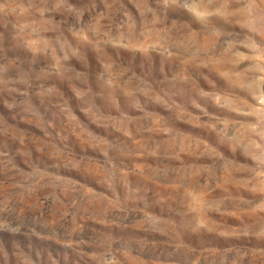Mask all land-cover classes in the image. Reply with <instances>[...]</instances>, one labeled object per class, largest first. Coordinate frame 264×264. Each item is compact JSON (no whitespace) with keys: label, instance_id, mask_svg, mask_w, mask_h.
<instances>
[{"label":"rangeland","instance_id":"obj_1","mask_svg":"<svg viewBox=\"0 0 264 264\" xmlns=\"http://www.w3.org/2000/svg\"><path fill=\"white\" fill-rule=\"evenodd\" d=\"M0 264H264V0H0Z\"/></svg>","mask_w":264,"mask_h":264}]
</instances>
